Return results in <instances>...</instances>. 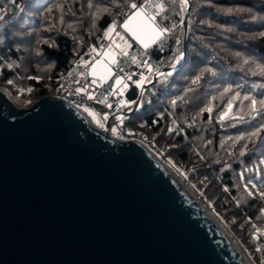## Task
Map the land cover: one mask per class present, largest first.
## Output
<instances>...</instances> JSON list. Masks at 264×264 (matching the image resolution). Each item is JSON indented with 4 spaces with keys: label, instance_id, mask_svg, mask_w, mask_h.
<instances>
[{
    "label": "trees",
    "instance_id": "16d2710c",
    "mask_svg": "<svg viewBox=\"0 0 264 264\" xmlns=\"http://www.w3.org/2000/svg\"><path fill=\"white\" fill-rule=\"evenodd\" d=\"M143 1L2 0L0 87L23 102L50 95L62 78L98 53L99 39L113 23L123 45L127 35L120 25L131 12L127 4ZM163 3L157 23L169 31L143 53L152 70H168L146 88L123 124L164 148L221 213L228 231L246 232L264 264V197L259 195L264 192V0H188L189 11L188 5L181 10L180 0ZM132 50L141 51L137 43ZM138 60L127 70L116 65L98 94ZM153 78L152 73L147 82ZM139 95L131 83L132 105L125 112ZM91 106L105 114L101 106Z\"/></svg>",
    "mask_w": 264,
    "mask_h": 264
},
{
    "label": "water",
    "instance_id": "95a60500",
    "mask_svg": "<svg viewBox=\"0 0 264 264\" xmlns=\"http://www.w3.org/2000/svg\"><path fill=\"white\" fill-rule=\"evenodd\" d=\"M184 30L183 57L187 15ZM105 125L0 87V264H249L176 173Z\"/></svg>",
    "mask_w": 264,
    "mask_h": 264
},
{
    "label": "built area",
    "instance_id": "2783aa9c",
    "mask_svg": "<svg viewBox=\"0 0 264 264\" xmlns=\"http://www.w3.org/2000/svg\"><path fill=\"white\" fill-rule=\"evenodd\" d=\"M1 1L2 0H0V4ZM3 1H5L6 4H9L11 0ZM144 2L145 0L142 3ZM157 2H159V0H157ZM149 11L155 14L156 10L150 8ZM5 13L6 8L0 5V16H3L4 18ZM1 21L2 19H0V23ZM121 37L122 36L119 34L117 29L112 32L110 36H102L99 39L101 48L98 53L88 59L77 71H74L62 78L51 94L57 98L67 101L82 110L86 115L88 114V116L89 112H91L88 109L89 105L101 106L105 112V116L111 123L109 129L110 135L123 141L134 140L141 144L144 143L152 149V141L149 142L146 136L127 128L123 122H121V119L125 117V110L132 105L131 100L127 96L130 90V84L133 83L134 85H137L140 92L143 93L146 90L145 84L148 83V77L152 73L153 77H158L162 74L161 69L152 70L149 66L150 57L148 54L143 53L139 60L132 64V69L126 74L117 76L101 95L98 94V90L105 84L106 80L101 79V77L96 75L94 78L91 72V64L101 55V50L105 51V49L111 47L113 50L118 51L121 55H128V49L122 45ZM116 45H119L120 47H116ZM117 79H120L122 83L117 85ZM92 113L94 114L95 112ZM105 124L101 126L102 129L106 128Z\"/></svg>",
    "mask_w": 264,
    "mask_h": 264
},
{
    "label": "snow or ice",
    "instance_id": "6c2138e0",
    "mask_svg": "<svg viewBox=\"0 0 264 264\" xmlns=\"http://www.w3.org/2000/svg\"><path fill=\"white\" fill-rule=\"evenodd\" d=\"M127 2V0H126ZM181 10L186 11L188 0H180ZM127 6L131 10L130 14L126 16L123 23L120 25L124 32L129 34L131 38L135 41H138L141 43L145 48L149 46L150 43L157 42L161 37L165 35L169 30L166 28H161L160 25L157 23V15L161 14L165 10V5L163 3V0H145L142 4H137L136 2L128 3ZM155 9V14L153 12H150L149 9ZM0 19H3V16H0ZM115 31V23L113 25L109 26L108 30L105 32V36H109L110 33ZM123 39V37H121ZM116 47H120L119 45H116ZM126 54V53H125ZM106 55H108L106 53ZM115 63V60L112 61ZM106 74H111V69L105 67ZM96 73V67L93 66L92 74L95 78ZM107 76L101 77V79H106ZM95 82V79H94ZM11 83V81H9ZM122 81L120 79L116 80V84H121ZM248 99V97H245ZM256 101H252V109L253 111H257L256 109ZM260 105L264 106V100L260 101ZM255 135V134H253ZM262 164H264V160L261 161ZM255 187V185H253ZM249 195H252L251 192H249ZM259 195L261 197H264V192H260ZM257 232H260V229H257ZM264 235V233H261Z\"/></svg>",
    "mask_w": 264,
    "mask_h": 264
},
{
    "label": "rangeland",
    "instance_id": "374dc122",
    "mask_svg": "<svg viewBox=\"0 0 264 264\" xmlns=\"http://www.w3.org/2000/svg\"><path fill=\"white\" fill-rule=\"evenodd\" d=\"M107 49H111V47L107 48ZM106 50V49H105ZM101 55L96 58L92 64H91V69H93V66H95L96 68H99V70L106 74L105 72V67L110 68V63L107 62L105 60V56H102L104 53V51L101 50ZM131 54H135L136 52L134 50L131 49ZM142 55V53H137V58H140ZM52 95V94H50ZM15 99V102L22 108H28L31 107L38 99L37 98L35 100L32 101H21L20 99H18V97H13ZM88 109L91 111L89 112V116L91 117L92 121L94 122L95 125H97L98 127L103 126L105 123H107L108 118L105 116V114L103 112H99L96 111L94 109L93 106L89 105ZM92 112H95L93 114ZM121 122H123V119H121ZM102 128V127H101ZM145 136V135H144ZM147 137V136H146ZM147 140L150 142L151 140L147 138ZM152 143V142H151ZM147 144V143H146ZM152 150L154 151V153L163 161L165 162L169 168H171L173 170L174 173L177 174V176L184 182L186 183V185L193 191V193L204 203V205L211 211V213L218 219V221L222 224V222L220 221V212L214 208H212V206L209 204L208 200L205 198V196L203 195V192L199 189H195L193 187V185L190 182V178L188 176V173L182 169H179L178 166L173 162V159H171L170 156H168V152L162 148L159 147L158 145H155L153 143V147ZM223 225V224H222ZM235 225H238L235 224ZM224 226V225H223ZM225 229L228 231L227 227L224 226ZM233 232L228 231V233L230 234V236L232 237V239L235 241V243L240 247V249L244 252V254L247 256V258L249 259V261L252 264H260L259 259L257 258V255L254 252V248L252 246H250V242L247 240V234L245 231L241 230H235L231 229Z\"/></svg>",
    "mask_w": 264,
    "mask_h": 264
},
{
    "label": "crops",
    "instance_id": "0c3cea01",
    "mask_svg": "<svg viewBox=\"0 0 264 264\" xmlns=\"http://www.w3.org/2000/svg\"><path fill=\"white\" fill-rule=\"evenodd\" d=\"M126 35H127V39L123 43V46L129 50L128 56L125 57V56L121 55L119 52L113 50L112 48L106 49L103 52L104 54L102 56H105V60L110 63L111 74L105 75L104 73H102L99 70V68H96V73H95L96 76H98V77L107 76V78L104 80H110L111 78H113V76L115 74L114 67L116 65L121 66V68H123L124 70L125 69L127 70L131 66V63L133 62V60L138 57L137 53H143V50L145 49V47L141 43H139L138 41L133 40L129 34L126 33ZM133 43H137V45L141 49V51L135 50L136 53L134 55L131 54V52H130L132 49ZM152 44L153 43H150L149 46ZM106 53L108 55H106ZM113 59L115 60V63L112 62ZM123 69H122V71L124 72ZM91 72H92V69H91ZM123 72H119V73H123ZM120 75H123V74H120Z\"/></svg>",
    "mask_w": 264,
    "mask_h": 264
},
{
    "label": "bare ground",
    "instance_id": "6f19581e",
    "mask_svg": "<svg viewBox=\"0 0 264 264\" xmlns=\"http://www.w3.org/2000/svg\"><path fill=\"white\" fill-rule=\"evenodd\" d=\"M11 95V94H10ZM13 98V97H12ZM14 99V98H13ZM15 100V99H14ZM87 116H88V114H87ZM88 118L90 119V117L88 116ZM91 121H92V119H90ZM92 123H94L93 121H92ZM105 130V129H104ZM144 144V143H143ZM144 146H146L152 153H154V151L150 148V147H148L147 145H145L144 144ZM155 154V153H154ZM156 155V154H155ZM156 157L158 158V159H160L157 155H156ZM161 160V159H160ZM162 161V160H161ZM162 163H164L167 167H168V165L165 163V162H163L162 161ZM169 168V167H168ZM171 171H173L171 168H169ZM183 182V181H182ZM184 183V182H183ZM185 185H186V183H184ZM187 186V185H186ZM188 187V186H187ZM188 189H190L189 187H188ZM191 190V189H190ZM192 191V190H191ZM193 192V191H192ZM200 200V199H199ZM200 203H201V205L203 206V207H205V208H207L205 205H204V203L200 200ZM208 209V208H207ZM243 252V251H242ZM244 253V252H243ZM245 255V254H244ZM245 257H246V259H247V261L249 262V264H252L250 261H249V259L247 258V256L245 255Z\"/></svg>",
    "mask_w": 264,
    "mask_h": 264
}]
</instances>
